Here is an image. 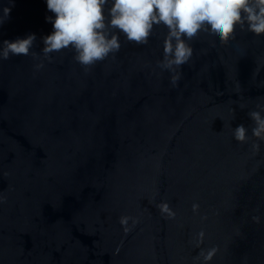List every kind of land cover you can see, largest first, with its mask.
Masks as SVG:
<instances>
[{
  "label": "water",
  "instance_id": "95a60500",
  "mask_svg": "<svg viewBox=\"0 0 264 264\" xmlns=\"http://www.w3.org/2000/svg\"><path fill=\"white\" fill-rule=\"evenodd\" d=\"M6 6L37 56L0 60V264H264V36L199 38L173 86L163 27L85 69L40 55L44 0Z\"/></svg>",
  "mask_w": 264,
  "mask_h": 264
},
{
  "label": "clouds",
  "instance_id": "9594fccd",
  "mask_svg": "<svg viewBox=\"0 0 264 264\" xmlns=\"http://www.w3.org/2000/svg\"><path fill=\"white\" fill-rule=\"evenodd\" d=\"M51 15L45 21L51 31L41 37L40 55L51 60L53 53L71 50L73 60L85 69L114 56L121 48L120 37L147 45L157 27H163L162 58L157 66L171 74L175 86L180 72L193 60L192 42L207 37L227 44L237 29L264 36V0H44ZM10 7L0 9V25ZM36 36L0 42V60L10 56H37L32 51ZM37 64L36 68L42 67ZM252 136L264 140V115L248 113ZM237 142L248 139V129L237 125ZM210 252L208 258L214 253Z\"/></svg>",
  "mask_w": 264,
  "mask_h": 264
}]
</instances>
